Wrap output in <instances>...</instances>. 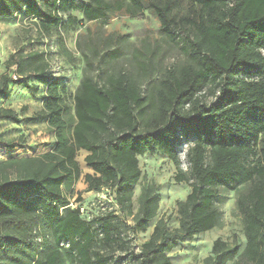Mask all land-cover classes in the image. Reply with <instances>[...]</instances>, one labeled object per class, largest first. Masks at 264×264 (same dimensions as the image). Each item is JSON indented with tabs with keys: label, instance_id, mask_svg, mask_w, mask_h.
Instances as JSON below:
<instances>
[{
	"label": "trees",
	"instance_id": "trees-1",
	"mask_svg": "<svg viewBox=\"0 0 264 264\" xmlns=\"http://www.w3.org/2000/svg\"><path fill=\"white\" fill-rule=\"evenodd\" d=\"M40 1L0 0V15L24 9L48 30L59 26L61 13L74 10L88 22L119 15L141 20L149 10L166 37L185 38L196 67L168 71L157 92V109L144 120L138 111L146 97L126 73L106 83L87 75L73 96L72 114L64 88L58 78H50L41 55L16 60L19 78L3 74L0 97L9 98L10 83L26 84L25 77L44 85L43 107L29 121L47 122L56 142L40 156L0 163V264H65V254L75 264H108L95 249L99 233L105 243L126 244L112 222L118 216L86 220L80 207L69 206L63 188L81 175V150L93 170L85 175L88 191L111 187L123 214L132 213L133 190L142 177L139 156L146 152L171 159L179 168L175 181L191 187L178 202L179 228L171 231L159 220L140 252H131L137 264H173L167 252L178 241L217 226L219 188L244 185L238 207L245 249L235 259L238 246L216 239L205 264H264V0H88L80 6L76 0H44L42 6ZM184 1L189 8L181 17ZM211 85H219L221 93L206 106L200 95ZM3 119L20 122L14 110L1 107ZM185 137L194 139L185 149L189 174L181 169L179 151ZM139 203L135 229L146 231L158 211L159 194L143 189Z\"/></svg>",
	"mask_w": 264,
	"mask_h": 264
},
{
	"label": "rangeland",
	"instance_id": "rangeland-1",
	"mask_svg": "<svg viewBox=\"0 0 264 264\" xmlns=\"http://www.w3.org/2000/svg\"><path fill=\"white\" fill-rule=\"evenodd\" d=\"M43 1H40L41 6ZM87 1L76 0L78 6ZM183 6L181 17L188 13L189 8L186 1ZM60 16L62 22L59 26L51 25L45 30L41 20L26 16L24 9L0 15V77L8 74L16 80L15 76L19 78L16 60L31 54L41 55L40 58L49 66L50 78H58L64 88L63 97L72 114L73 96L87 75L100 83H106L110 76L126 73L140 86L146 97L145 104L138 111L145 120L157 109V92L163 87L162 80L168 71L196 67L187 53L185 38L181 36L170 40L166 37L161 32L159 21L149 10L144 12L141 20L119 15L110 20L88 22L79 10L61 13ZM11 57H14L12 65L9 64ZM24 80L26 84L10 83L9 98L0 97V108H10L20 117L19 123L9 119L0 120V163L11 158L40 156L52 150L56 142L55 132L47 122L29 121L42 109L46 87L31 77H25ZM25 85L38 86V89H29ZM220 93L219 85L208 86L201 93L200 102L209 106L217 101ZM192 140L185 137L179 145L181 169L187 174L189 165L185 149ZM87 154L83 150L78 152L81 175L73 185L65 186L63 193L70 202L69 206L80 207L86 220L110 213L118 216L112 222L119 227L120 236L126 244L105 243L103 235L99 233L95 249L106 256L108 264H137L130 254L132 251L140 252L159 220H164L171 231L179 228L178 202L186 199L191 187L188 183L175 181L179 168L171 159L161 153L146 152L139 156L142 177L133 190L132 213L127 211L123 214L111 187L88 191L85 175L92 174L93 170L85 162ZM256 159L253 157V160ZM146 188H152L159 194V207L147 230L138 231L135 229L134 217L140 207L142 191ZM246 188V185L235 190L219 188V196L215 201L219 216L217 226L209 232L178 241L167 252L173 264H205L212 255L214 241L219 238L232 248L238 246L239 253L235 259L239 257L247 240L238 198ZM79 198L82 201L79 202ZM64 262L75 264L67 254Z\"/></svg>",
	"mask_w": 264,
	"mask_h": 264
},
{
	"label": "built area",
	"instance_id": "built-area-1",
	"mask_svg": "<svg viewBox=\"0 0 264 264\" xmlns=\"http://www.w3.org/2000/svg\"><path fill=\"white\" fill-rule=\"evenodd\" d=\"M15 78H16V76H15Z\"/></svg>",
	"mask_w": 264,
	"mask_h": 264
}]
</instances>
